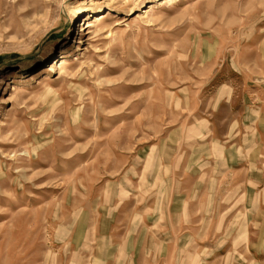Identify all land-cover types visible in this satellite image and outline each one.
I'll list each match as a JSON object with an SVG mask.
<instances>
[{
	"label": "rangeland",
	"instance_id": "obj_1",
	"mask_svg": "<svg viewBox=\"0 0 264 264\" xmlns=\"http://www.w3.org/2000/svg\"><path fill=\"white\" fill-rule=\"evenodd\" d=\"M167 1L0 0V264H264V0Z\"/></svg>",
	"mask_w": 264,
	"mask_h": 264
},
{
	"label": "bare ground",
	"instance_id": "obj_2",
	"mask_svg": "<svg viewBox=\"0 0 264 264\" xmlns=\"http://www.w3.org/2000/svg\"><path fill=\"white\" fill-rule=\"evenodd\" d=\"M175 1H178V0H168L167 2L172 3V2H175ZM93 12H94V10H91L87 14L88 18L85 20V22H83L81 24L80 31L83 33V35L84 34L85 35H88L90 33V30L89 29L92 28V27H94V26H97V28H98L97 29L98 34H103L104 33V34H106V36L111 35L113 33V31L112 30L105 29L106 27L104 26V19H105L106 15H104V13H102L101 15H99V19H97V24H94L90 20V18L93 17V14H92ZM150 12H154V11L148 9L144 13H146L145 15L147 16V14H150ZM137 17H138L137 19L142 18L141 15H137ZM67 63H68V61L66 59H63L56 68L57 69H61V66H64V64H67ZM51 69H53V67H51ZM14 89H15V87H14Z\"/></svg>",
	"mask_w": 264,
	"mask_h": 264
}]
</instances>
